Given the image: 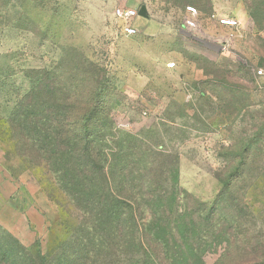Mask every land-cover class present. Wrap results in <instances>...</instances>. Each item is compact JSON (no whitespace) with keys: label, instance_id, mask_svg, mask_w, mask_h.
Wrapping results in <instances>:
<instances>
[{"label":"rangeland","instance_id":"obj_1","mask_svg":"<svg viewBox=\"0 0 264 264\" xmlns=\"http://www.w3.org/2000/svg\"><path fill=\"white\" fill-rule=\"evenodd\" d=\"M195 229L203 264H264V0H0V264H181L131 238Z\"/></svg>","mask_w":264,"mask_h":264},{"label":"trees","instance_id":"obj_2","mask_svg":"<svg viewBox=\"0 0 264 264\" xmlns=\"http://www.w3.org/2000/svg\"><path fill=\"white\" fill-rule=\"evenodd\" d=\"M19 110L18 105L15 108V111H13V116L9 119V127L10 130L13 134L18 135L19 136V132L20 128L15 126L14 121L16 118V112ZM85 123V122H84ZM82 124L80 125L78 128L79 129H75L73 128H68V123H63L62 125H60V127L63 129H69L70 131H78L77 133V137L81 138L82 142H84V144L86 145V148L92 147V141H91V134H90V129L89 126L87 124ZM82 133V134H81ZM13 137V136H12ZM34 138V137H33ZM26 142L27 144H29L30 149L34 151V145H35V139H30L28 140L27 136H26ZM43 143H46V141L43 140ZM43 146V145H42ZM43 150H45V148H43ZM89 150V149H88ZM93 152H91V157L93 156L92 154ZM122 201L117 209V212L115 215V220L112 224L111 227V233L114 234L117 237V241L120 243L124 242V238H125V230L127 228V226L124 223V215L129 212V208L131 211V205L128 206L124 200ZM210 210H212V208H210ZM102 214V213H101ZM109 214V213H107ZM131 215V213H130ZM162 223V222H160ZM190 224L192 225V227L196 228V224H194L193 221H190ZM155 227L162 228L161 225H159V223L157 225H155ZM180 227L185 228V230L187 229V225L182 223L180 225ZM165 229H170V226H167ZM163 230V229H162ZM196 230V229H195ZM142 231L139 232V235L136 237H132L131 241H132V245H138L140 247H145L148 246L149 244L153 241L155 242V244H157V246L159 248H162L163 250H172L170 252V256H176L180 259V263L181 264H190L189 261H191V264H203V255H204V251L205 249H203L201 247V243L199 242V233L197 232V230L195 231V244L192 243L191 241V237H187L184 235V231L179 232L178 234L174 233V232H164V234H162L161 237H150L149 239H147L148 237L145 235H142ZM172 245V246H171ZM169 255H165V257H168Z\"/></svg>","mask_w":264,"mask_h":264},{"label":"built area","instance_id":"obj_3","mask_svg":"<svg viewBox=\"0 0 264 264\" xmlns=\"http://www.w3.org/2000/svg\"><path fill=\"white\" fill-rule=\"evenodd\" d=\"M185 18L184 24L188 28H195L197 25V17L199 15L198 10L193 5H186L185 7ZM114 15L116 18L122 20L124 25V32L127 35H134L138 32L137 28L134 26L132 20L138 15V11L136 8L132 7H118L114 11ZM210 17L215 20L218 24L228 27V28H238L239 21L233 17L227 16H218L216 13H212ZM169 68L174 66V63L167 64ZM258 74H262V70H257Z\"/></svg>","mask_w":264,"mask_h":264},{"label":"water","instance_id":"obj_4","mask_svg":"<svg viewBox=\"0 0 264 264\" xmlns=\"http://www.w3.org/2000/svg\"><path fill=\"white\" fill-rule=\"evenodd\" d=\"M138 15L143 16V17H146L147 16V14H146V8H145L144 5H141L138 8Z\"/></svg>","mask_w":264,"mask_h":264}]
</instances>
